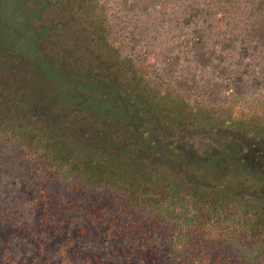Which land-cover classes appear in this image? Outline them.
Instances as JSON below:
<instances>
[{
	"label": "trees",
	"instance_id": "1",
	"mask_svg": "<svg viewBox=\"0 0 264 264\" xmlns=\"http://www.w3.org/2000/svg\"><path fill=\"white\" fill-rule=\"evenodd\" d=\"M53 3L63 18L72 14L73 32L57 34L49 53H61L51 61L39 41L52 29L35 39L29 24ZM96 7L98 0H0V176L49 190L65 239L86 234V221L98 227L116 264H264L263 151L249 158L264 140L253 145L236 125L212 126L205 111L159 99L109 47L91 15ZM20 50L30 56L14 57ZM89 55L100 62L88 63ZM96 69L97 81L80 76ZM63 101L67 114L54 108ZM247 176L257 190H246ZM60 234L0 233V263L16 264L33 241L47 248L55 236L58 255L78 246L60 243ZM72 253L84 264L80 249Z\"/></svg>",
	"mask_w": 264,
	"mask_h": 264
},
{
	"label": "rangeland",
	"instance_id": "2",
	"mask_svg": "<svg viewBox=\"0 0 264 264\" xmlns=\"http://www.w3.org/2000/svg\"><path fill=\"white\" fill-rule=\"evenodd\" d=\"M98 3L100 8L96 7L91 15L98 16L101 26L106 28L109 47L133 66L136 77L140 76L159 99L205 111L206 122L212 126L236 125L253 140V145L264 140V0H98ZM53 5L37 15L36 23L29 24L35 39L39 31L52 29L39 41L41 54L44 50L50 54L57 34L67 38L73 32L72 14L65 12L63 18ZM57 23L63 26L58 27ZM0 43L5 45L6 41L0 38ZM86 46L84 42L80 49L88 55L90 49ZM56 53L61 51L54 47L51 61L59 57ZM16 56L29 57V50L15 52ZM97 62L100 61L94 55H89L88 63ZM53 66L57 69L56 63ZM99 74L96 69L80 76L87 75L94 82ZM63 103H56L54 108L67 114L69 107H62ZM64 121L70 125L73 119L66 115ZM256 149L263 151L262 163L256 167L264 168L263 148L249 150V158L254 157ZM6 152L1 147V153ZM15 166L20 169L17 162ZM13 180L0 176V214L3 213L0 233L58 236L61 233L60 243L66 244L67 240L78 245L64 247L58 255L54 247V242H59L57 236L47 248L33 241L28 251L16 254V264H82L69 258L76 248L80 249L84 264L117 263L116 257L107 258L106 239L98 227L86 221L83 233L87 235L78 240L65 239L64 233L69 232L60 223L61 214L52 211V193L28 188L24 177L15 175ZM243 184L248 192L259 187L250 176ZM188 233L205 231L190 229Z\"/></svg>",
	"mask_w": 264,
	"mask_h": 264
}]
</instances>
